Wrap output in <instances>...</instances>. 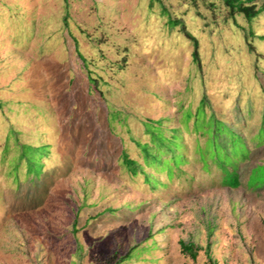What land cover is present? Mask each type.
Wrapping results in <instances>:
<instances>
[{
    "label": "rangeland",
    "instance_id": "obj_1",
    "mask_svg": "<svg viewBox=\"0 0 264 264\" xmlns=\"http://www.w3.org/2000/svg\"><path fill=\"white\" fill-rule=\"evenodd\" d=\"M168 20L197 40L199 66ZM261 37L264 12L230 18L220 0H0V264H210L207 244L215 264H264ZM203 99L247 142L237 188L183 122ZM159 120L185 148L170 178L136 144ZM25 145L45 148L37 178ZM122 151L158 183L129 174Z\"/></svg>",
    "mask_w": 264,
    "mask_h": 264
},
{
    "label": "trees",
    "instance_id": "obj_2",
    "mask_svg": "<svg viewBox=\"0 0 264 264\" xmlns=\"http://www.w3.org/2000/svg\"><path fill=\"white\" fill-rule=\"evenodd\" d=\"M220 1L227 9L230 18H233L235 14H241L247 21H250L264 12V5L258 6V0ZM167 24L170 27L180 26L181 33L192 43V61L199 66L197 40L186 31L180 20H168ZM261 39H264V37H261ZM249 51L252 52V46L249 47ZM76 54L81 61H84L77 50ZM206 106L207 103L203 99L196 108L194 114H192L190 109L183 111V122L187 125L188 121L193 118L192 126L194 132H199L200 135L205 137L202 147L196 145V152L201 162L204 165H206L208 160L214 163L223 174V184L232 188H237L240 183L237 170H235L233 163L236 165L241 160L240 154L246 155L248 151L247 142L240 132V129H236L237 126H235V124L225 123L220 118L216 117L214 113L207 116L205 112ZM161 123L160 120L156 121V127L151 124L146 125L145 132L149 135V141L143 144L136 141V144L141 152L144 166L165 171L168 178H170L173 169H178L179 165L184 164L185 160L181 153L185 151V148L183 142L180 141L181 134L179 129L171 128L168 133L165 134L160 128ZM260 124L256 134H254L251 139L252 142L258 145L264 142V103ZM44 153V146L34 147L25 145L21 147L19 159L25 162L26 175L32 176V178H37L39 176L42 170V164L39 160ZM121 165H123L131 175H136L137 173L142 174L145 182L149 185L155 186V184L158 183L151 174H147L143 171L142 166L136 160L129 158L125 151H122L121 154ZM16 169L17 167L15 166V172ZM179 246L181 252L192 259L197 256L198 251L201 249L191 242L186 243L180 241ZM204 251L209 263L215 264L210 255L209 244H207ZM128 256L129 254H126L114 260L113 263L120 264L127 259Z\"/></svg>",
    "mask_w": 264,
    "mask_h": 264
}]
</instances>
